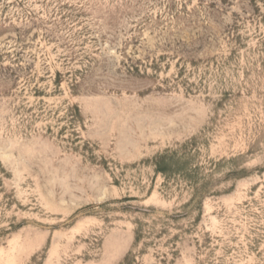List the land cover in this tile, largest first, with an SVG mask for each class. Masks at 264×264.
<instances>
[{
	"label": "rangeland",
	"instance_id": "rangeland-1",
	"mask_svg": "<svg viewBox=\"0 0 264 264\" xmlns=\"http://www.w3.org/2000/svg\"><path fill=\"white\" fill-rule=\"evenodd\" d=\"M0 264H264V0H0Z\"/></svg>",
	"mask_w": 264,
	"mask_h": 264
},
{
	"label": "trees",
	"instance_id": "trees-1",
	"mask_svg": "<svg viewBox=\"0 0 264 264\" xmlns=\"http://www.w3.org/2000/svg\"><path fill=\"white\" fill-rule=\"evenodd\" d=\"M135 232H136V233H135V234H136V236H135V240H138L140 229H139V228H136Z\"/></svg>",
	"mask_w": 264,
	"mask_h": 264
}]
</instances>
